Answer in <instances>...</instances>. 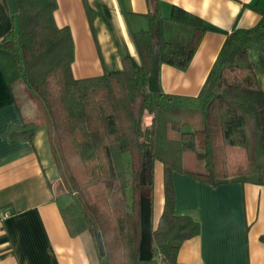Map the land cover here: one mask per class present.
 I'll return each mask as SVG.
<instances>
[{"label":"trees","instance_id":"obj_1","mask_svg":"<svg viewBox=\"0 0 264 264\" xmlns=\"http://www.w3.org/2000/svg\"><path fill=\"white\" fill-rule=\"evenodd\" d=\"M16 3L12 28L0 38V69L36 115L11 125L9 136L32 140L47 127L58 170L53 197L71 233L91 234L100 264H178L182 243L201 225L176 210L174 170L214 185L264 182V7L251 4L259 21L228 33L200 91L190 95L148 84L156 43L160 62L186 69L210 28L185 8L173 5L166 15L162 0H147L148 26L132 31L142 64L124 58L121 70L76 77L74 37L55 19L57 0ZM157 160L164 206L153 220V257L141 260V196L154 209Z\"/></svg>","mask_w":264,"mask_h":264},{"label":"crops","instance_id":"obj_2","mask_svg":"<svg viewBox=\"0 0 264 264\" xmlns=\"http://www.w3.org/2000/svg\"><path fill=\"white\" fill-rule=\"evenodd\" d=\"M254 2L264 7V0H162L164 14L178 5L210 28L186 69L160 62L161 88L197 94L228 33L261 18ZM147 11V0H57L55 19L69 25L74 37V75L121 70L124 58L140 66L132 31L148 26ZM12 24L8 1L0 0V38ZM258 81L264 89V71ZM22 95L18 84L9 87L0 69V264H100L91 234L71 233L53 197L51 181L58 170L47 127L41 126L32 140L8 134L11 125L36 115L34 104ZM172 177L176 210L192 214L201 225L182 243L178 264H264V182L214 185L178 170Z\"/></svg>","mask_w":264,"mask_h":264},{"label":"water","instance_id":"obj_3","mask_svg":"<svg viewBox=\"0 0 264 264\" xmlns=\"http://www.w3.org/2000/svg\"><path fill=\"white\" fill-rule=\"evenodd\" d=\"M11 12H16L18 6L16 0H7ZM159 44L156 43L153 51L152 66L148 78L149 89L151 91L161 90L160 84V60L158 56ZM153 207L151 198L147 195L141 196V240H140V259L150 260L153 257L152 249V232H153ZM95 239L99 247L100 254L103 256L106 254V246L102 233L100 231L96 232Z\"/></svg>","mask_w":264,"mask_h":264},{"label":"rangeland","instance_id":"obj_4","mask_svg":"<svg viewBox=\"0 0 264 264\" xmlns=\"http://www.w3.org/2000/svg\"><path fill=\"white\" fill-rule=\"evenodd\" d=\"M163 204H164V167H163V163L157 160L155 163V181H154V203H153L154 221L157 220L158 216L162 212Z\"/></svg>","mask_w":264,"mask_h":264},{"label":"built area","instance_id":"obj_5","mask_svg":"<svg viewBox=\"0 0 264 264\" xmlns=\"http://www.w3.org/2000/svg\"><path fill=\"white\" fill-rule=\"evenodd\" d=\"M8 214H9V211H8V212L6 211V212L4 213V216H7Z\"/></svg>","mask_w":264,"mask_h":264}]
</instances>
